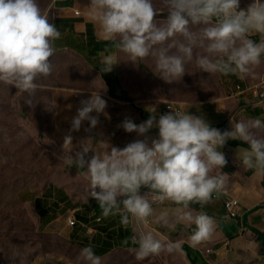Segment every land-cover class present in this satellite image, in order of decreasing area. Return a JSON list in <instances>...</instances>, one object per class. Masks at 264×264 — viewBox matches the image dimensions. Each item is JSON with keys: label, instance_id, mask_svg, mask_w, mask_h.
<instances>
[{"label": "clouds", "instance_id": "clouds-1", "mask_svg": "<svg viewBox=\"0 0 264 264\" xmlns=\"http://www.w3.org/2000/svg\"><path fill=\"white\" fill-rule=\"evenodd\" d=\"M165 10L166 18L158 22L157 13ZM87 18L99 24L104 37L113 40L117 52L127 54L128 60L151 57L155 72L168 83L181 80L190 62L210 74H235L243 79L255 75L254 66L264 58V0H251L246 8L240 7V0H163L162 8L156 7L154 0H90ZM254 34L260 39H252ZM60 37L61 32L42 12L38 0H0V81L15 85L29 97L34 95L38 79L47 78L53 71L54 41ZM99 59L102 73L112 71L121 60L112 52L101 53ZM26 102L32 103L28 98ZM157 102L163 101L158 98ZM81 105L72 119L75 130L85 119L95 127L98 118L90 113L103 112L107 101L93 92L81 100ZM169 108L173 110L157 118L153 104L147 109L152 115L146 120L135 123L125 118L121 122L126 132L139 135L158 128L150 143L147 136L124 147L100 140L102 150L98 151L88 137L73 155V138L66 135L61 158L86 170L88 194L97 200L103 216L121 213L124 226L133 220L147 225L152 218L174 229L175 223L169 220L172 215L175 222L192 229L189 241L196 245L210 238L215 221L190 205L203 206L223 189L225 177L212 171L228 163L220 150L226 142H245L247 147L240 146L236 153L237 163L264 172V136L253 131L264 129V120L231 118V129L222 131L204 115ZM90 150L94 154L89 158ZM142 186L147 188L143 194ZM165 202L169 206L157 213L153 205ZM171 204L176 207L171 208ZM133 232L130 240L137 245L138 260L172 253L180 247L178 241L151 229L137 232L134 228ZM78 259L83 264H101L91 245L81 248ZM46 260L62 261L64 257L48 254Z\"/></svg>", "mask_w": 264, "mask_h": 264}, {"label": "crops", "instance_id": "crops-1", "mask_svg": "<svg viewBox=\"0 0 264 264\" xmlns=\"http://www.w3.org/2000/svg\"><path fill=\"white\" fill-rule=\"evenodd\" d=\"M89 4L90 0H53L51 8L57 12L58 29L61 32V37L54 41L55 53L66 51L79 57L92 72L94 79L104 84V92L107 91L112 97V111L117 119L123 120L126 113L138 116L134 114L136 111L150 113L147 109H151L154 104L157 118L159 114L172 111L173 109H167L171 105L176 110H189L196 115H204L213 126L222 131L231 129V118L248 120L259 117L264 120V101L261 102L260 97V93L264 92V58L259 65L254 66L252 71L255 75L248 74L243 79L235 74H210L200 70L193 62V72L185 73L187 81L177 85L174 81L176 88L166 89L165 92L162 82L157 81L153 76L155 74L143 66L146 62L154 63V60L146 57L144 61L132 62L128 60L127 54L117 52L114 41L104 37L99 24L87 18ZM245 5V0H240V7L246 8ZM63 25L64 28L61 29ZM192 27L196 29L198 26ZM251 38L259 40L260 36L254 34ZM108 52L115 53L121 60L113 66L112 71L102 73L100 54ZM81 81L87 85L88 75L81 77ZM65 88L57 89L66 92L77 106H82L81 96L90 97L93 92L96 93L87 86L70 85ZM77 96L80 98L76 99ZM158 98L163 102H157ZM144 120L146 119H140V122ZM253 131L264 136V129ZM129 133L131 141L147 136L150 143L151 138L158 134V128L153 127L143 135L136 131ZM240 146L247 147L239 139H229L220 149L225 153L228 163L223 168L212 171L213 175L225 177V184L219 194H213L212 199L203 206L199 203L190 205L191 209L196 212L204 211L215 221L210 238L199 244L193 245L189 241L192 229L175 222L172 215L169 220L175 223L174 229L163 223H156L152 218L148 219L147 225L133 220L128 226H124L120 223L121 213L103 216L97 200L88 194L87 179L81 185L66 183L55 187V193L49 195L45 202L54 200L52 205L60 207L58 214H55L52 207H44L45 202H42V206L35 203L40 206V224L45 231L65 238L80 249L91 245L95 254L101 258L117 250L135 252L137 245L130 240L135 234V228L137 232L151 229L169 240L179 242L180 247L172 253L152 255L158 264H264V172L246 169L237 163L236 153ZM140 191L143 194L147 188L142 186ZM227 197L240 199V216L230 217L227 214L223 206ZM153 206L158 213L162 207L169 206V202ZM170 207L176 206L171 204ZM70 218L77 221L76 226L68 224ZM97 218H101V221H97ZM29 264L73 263L60 260L53 262L43 257L35 262L32 260Z\"/></svg>", "mask_w": 264, "mask_h": 264}, {"label": "rangeland", "instance_id": "rangeland-1", "mask_svg": "<svg viewBox=\"0 0 264 264\" xmlns=\"http://www.w3.org/2000/svg\"><path fill=\"white\" fill-rule=\"evenodd\" d=\"M245 2L248 5L251 0ZM38 3L42 12L58 28L57 12L51 8L53 0H38ZM154 4L162 8L163 0H154ZM166 16L167 10L157 13L155 18L163 22ZM51 59L54 66L52 73L47 78L38 79V88L30 97L15 85L0 81V264H29L48 254L63 256L64 262L83 264L78 259L81 249L65 238L45 231L38 213L42 202L55 193V187L66 183L81 185L87 179L85 169L63 162L64 138L66 135L72 136L73 155L80 149V142L88 137L98 151L102 150L100 140L124 147L131 142V137L121 127V122L129 118L140 123V119H147L150 115L136 111L134 114L138 116L126 113L123 120L117 119L112 111V97L107 91L104 92V84L94 79L79 57L65 51L55 53ZM193 65V62L186 65V70L191 69L186 73L193 72ZM143 66L155 74L153 76L157 81L162 82L165 92L166 89L173 90L181 82L185 83L188 78L184 75L174 85V81L165 82L155 72L154 63L146 62ZM86 75L89 77L87 85L81 81V77ZM70 85L87 86L107 101L106 111L98 113L93 110L90 113L98 118L95 127H90L87 119L82 121L79 130L71 127L72 119L81 106H77L66 92L57 89H66ZM88 97L83 95L81 100ZM26 98L31 99L32 103H27ZM93 154L94 151L90 150L87 155L90 158ZM54 202H45L44 207H52L58 214L60 207L52 205ZM101 264H158V261L152 255L138 260L135 252L117 250L101 258Z\"/></svg>", "mask_w": 264, "mask_h": 264}, {"label": "built area", "instance_id": "built-area-1", "mask_svg": "<svg viewBox=\"0 0 264 264\" xmlns=\"http://www.w3.org/2000/svg\"><path fill=\"white\" fill-rule=\"evenodd\" d=\"M238 88L240 87L238 86ZM260 97H262L261 102L264 101V92L260 93ZM167 109L171 110L169 106L167 107ZM223 206L230 217L240 216V213L238 212V209L241 206L240 199L235 197H227L223 201ZM97 221H101V218H97ZM68 224L73 227L77 225V221L74 218H70L68 219Z\"/></svg>", "mask_w": 264, "mask_h": 264}]
</instances>
